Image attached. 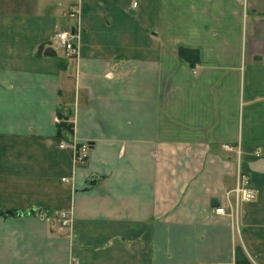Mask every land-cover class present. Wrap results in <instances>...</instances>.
I'll return each mask as SVG.
<instances>
[{"label":"crops","instance_id":"1","mask_svg":"<svg viewBox=\"0 0 264 264\" xmlns=\"http://www.w3.org/2000/svg\"><path fill=\"white\" fill-rule=\"evenodd\" d=\"M262 2L0 0V264H264Z\"/></svg>","mask_w":264,"mask_h":264},{"label":"built area","instance_id":"2","mask_svg":"<svg viewBox=\"0 0 264 264\" xmlns=\"http://www.w3.org/2000/svg\"><path fill=\"white\" fill-rule=\"evenodd\" d=\"M132 7H138V0H132ZM55 41L57 45L63 49L66 53V56L69 58H75L79 55V47L76 42L75 33L69 32H60L56 34ZM227 150L232 151L233 148L230 146H225ZM90 145L88 143L81 144L75 147V163L78 166L84 165L89 157ZM238 156L242 155L241 148L238 149ZM66 180V179H64ZM250 185V177L239 171L238 174V185L234 190L236 203L239 204L241 200H250L253 198L252 193L246 189ZM215 213L218 215H226L228 212L226 208L221 205L215 210ZM232 213L234 211L232 210ZM60 222L63 226H68L72 222V214L69 212H62L59 216ZM234 264H237L236 262ZM251 264V263H249ZM254 264V263H252Z\"/></svg>","mask_w":264,"mask_h":264},{"label":"trees","instance_id":"3","mask_svg":"<svg viewBox=\"0 0 264 264\" xmlns=\"http://www.w3.org/2000/svg\"><path fill=\"white\" fill-rule=\"evenodd\" d=\"M179 55L188 61L192 66L200 61L199 51L195 49L180 48ZM57 134L63 140L71 141L73 135V125L69 122V117L59 114V123L57 124Z\"/></svg>","mask_w":264,"mask_h":264},{"label":"water","instance_id":"4","mask_svg":"<svg viewBox=\"0 0 264 264\" xmlns=\"http://www.w3.org/2000/svg\"><path fill=\"white\" fill-rule=\"evenodd\" d=\"M45 55L46 56H55L56 55V51L49 47L46 49L45 51ZM218 202V201H215ZM9 213H13L12 211H9ZM236 263L237 264H248L249 263V259L244 251V249L242 247H237L236 249Z\"/></svg>","mask_w":264,"mask_h":264},{"label":"rangeland","instance_id":"5","mask_svg":"<svg viewBox=\"0 0 264 264\" xmlns=\"http://www.w3.org/2000/svg\"><path fill=\"white\" fill-rule=\"evenodd\" d=\"M261 7H263V8H264V2H262V3H261Z\"/></svg>","mask_w":264,"mask_h":264}]
</instances>
